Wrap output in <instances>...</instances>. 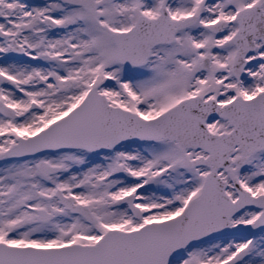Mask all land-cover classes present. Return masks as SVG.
<instances>
[{
  "label": "snow or ice",
  "instance_id": "6c2138e0",
  "mask_svg": "<svg viewBox=\"0 0 264 264\" xmlns=\"http://www.w3.org/2000/svg\"><path fill=\"white\" fill-rule=\"evenodd\" d=\"M0 264H264V0H0Z\"/></svg>",
  "mask_w": 264,
  "mask_h": 264
}]
</instances>
